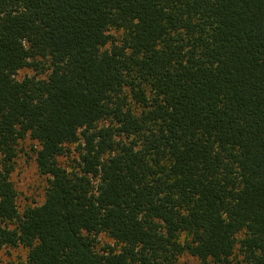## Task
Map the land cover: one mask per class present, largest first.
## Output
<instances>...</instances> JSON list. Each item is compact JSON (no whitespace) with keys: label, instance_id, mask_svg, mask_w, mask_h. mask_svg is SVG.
<instances>
[{"label":"trees","instance_id":"16d2710c","mask_svg":"<svg viewBox=\"0 0 264 264\" xmlns=\"http://www.w3.org/2000/svg\"><path fill=\"white\" fill-rule=\"evenodd\" d=\"M26 137L47 185L21 210ZM17 246L18 264H264V0H0V248Z\"/></svg>","mask_w":264,"mask_h":264},{"label":"rangeland","instance_id":"374dc122","mask_svg":"<svg viewBox=\"0 0 264 264\" xmlns=\"http://www.w3.org/2000/svg\"><path fill=\"white\" fill-rule=\"evenodd\" d=\"M33 73V70L24 68L19 71L17 77L22 78L25 75H32ZM37 146L36 142L29 137L20 141L17 146V155L14 159L11 180L17 191V205L21 210L29 205L40 204L44 200L47 177L40 174L35 165V149ZM69 147L70 152L68 155L58 157V161L64 166H68L76 155L74 145H69ZM99 237L101 242L110 241L105 235H100ZM25 256L26 249L22 246L0 248V264H18L24 260ZM177 264L212 263H203L195 257L184 255L178 259Z\"/></svg>","mask_w":264,"mask_h":264}]
</instances>
